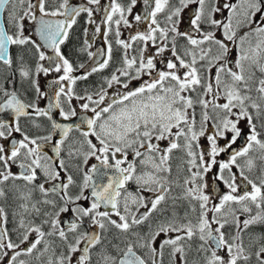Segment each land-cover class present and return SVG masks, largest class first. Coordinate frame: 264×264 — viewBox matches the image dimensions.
Returning a JSON list of instances; mask_svg holds the SVG:
<instances>
[{
    "label": "snow or ice",
    "instance_id": "1",
    "mask_svg": "<svg viewBox=\"0 0 264 264\" xmlns=\"http://www.w3.org/2000/svg\"><path fill=\"white\" fill-rule=\"evenodd\" d=\"M0 264H264V0H0Z\"/></svg>",
    "mask_w": 264,
    "mask_h": 264
},
{
    "label": "rangeland",
    "instance_id": "2",
    "mask_svg": "<svg viewBox=\"0 0 264 264\" xmlns=\"http://www.w3.org/2000/svg\"><path fill=\"white\" fill-rule=\"evenodd\" d=\"M73 2L74 3H81V2H83V0H73ZM104 2H105V0H102V3H104ZM81 24H83V23H81ZM181 27L183 28V25H181ZM78 31H79V27H78ZM78 31H77V28L74 29V33H76L77 35L79 33ZM71 43L72 44H76L77 43V40L75 39V37L71 40ZM97 45H100L101 46L102 45V41H99L98 40L97 41ZM92 50L95 51V47ZM104 74H106V73H104ZM46 80H47V78L43 77V75L40 77V82H41V86L42 87L44 86Z\"/></svg>",
    "mask_w": 264,
    "mask_h": 264
},
{
    "label": "flooded vegetation",
    "instance_id": "3",
    "mask_svg": "<svg viewBox=\"0 0 264 264\" xmlns=\"http://www.w3.org/2000/svg\"><path fill=\"white\" fill-rule=\"evenodd\" d=\"M101 2H102V0H101ZM81 23H83V18H81V21H80V24ZM77 29H78V27H77ZM73 45L74 44H72L71 43V41H70V43H69V45H68V47L65 49V51L66 52H71V51H73ZM97 46H100V45H97ZM81 59H85L84 57H81ZM98 75H102V74H98ZM98 77L97 76H94V77H91L90 79L91 80H95V79H97ZM48 79V78H47ZM46 83V82H45ZM42 104H43V102H41ZM75 103V102H74ZM15 170V169H14Z\"/></svg>",
    "mask_w": 264,
    "mask_h": 264
},
{
    "label": "trees",
    "instance_id": "4",
    "mask_svg": "<svg viewBox=\"0 0 264 264\" xmlns=\"http://www.w3.org/2000/svg\"><path fill=\"white\" fill-rule=\"evenodd\" d=\"M77 31H78V29H77ZM79 32V31H78Z\"/></svg>",
    "mask_w": 264,
    "mask_h": 264
}]
</instances>
